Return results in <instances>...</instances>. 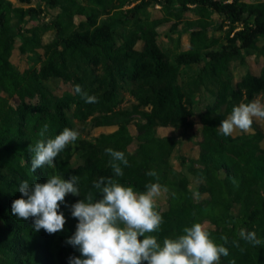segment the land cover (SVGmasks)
<instances>
[{"label": "trees", "instance_id": "obj_1", "mask_svg": "<svg viewBox=\"0 0 264 264\" xmlns=\"http://www.w3.org/2000/svg\"><path fill=\"white\" fill-rule=\"evenodd\" d=\"M30 6L0 0V264H69L80 256L66 241L76 231L78 220L69 205L86 198L102 196L93 188L100 177H113L137 192L149 182L147 173L155 170L158 182L167 188V205L157 207L163 224L155 233L158 242L177 238L192 224L208 222L207 229L217 244L227 236L229 256L220 264H264V244L253 246L240 239L241 229L255 231L264 241V130L258 122L254 131L224 136L217 128L234 106L264 95V61L260 73L247 69L234 83L232 60L240 63L259 50L264 58V0H41L58 10L47 21L28 24L42 13L32 6L36 0H19ZM135 2L130 7L126 4ZM158 2L165 19L175 17L191 29L190 47L172 55L158 43V26L147 5ZM195 8L199 18H183ZM228 29L222 38L209 34L213 13ZM237 29V27H239ZM55 36L44 41V34ZM18 46L22 53L37 55L38 65L25 70L10 60ZM143 40V46H136ZM41 50H43L41 52ZM202 63L194 82L205 83L216 97L199 113L202 139L197 159L183 156L181 167L172 162L180 135L193 130L195 109L193 91L179 81L182 66ZM60 81L72 85L62 94L54 90ZM80 85L97 103H85L76 94ZM55 87V88H54ZM129 90L135 100L122 105V92ZM19 102H11L13 97ZM36 98L30 103L25 98ZM85 123L95 127L118 125L110 132L86 137L80 132ZM49 125L45 139L54 138L64 128L79 132L74 144L56 158V166L31 170L30 145L41 139L39 131ZM133 126L136 132H133ZM171 127L170 133H162ZM136 140V148L130 144ZM123 151L129 161L124 176L115 177L105 149ZM52 175L79 179L81 196L69 194L61 204L67 223L63 231L36 232L33 220H18L11 213L15 199L21 198L19 183H44ZM191 178L197 198L190 186ZM239 241V248L233 241Z\"/></svg>", "mask_w": 264, "mask_h": 264}, {"label": "clouds", "instance_id": "obj_2", "mask_svg": "<svg viewBox=\"0 0 264 264\" xmlns=\"http://www.w3.org/2000/svg\"><path fill=\"white\" fill-rule=\"evenodd\" d=\"M85 103H97L94 95H88L80 85H75ZM254 122L264 123V102L254 99L234 106L223 119L218 132L231 136L235 131L248 133ZM199 128V125H197ZM49 125L45 123L39 131L41 139L30 145L32 153L31 170L55 167L56 158L64 149L76 142L79 132L70 128L54 138L45 139ZM110 156L109 164L115 177L124 176V167L129 161L123 151L105 149ZM157 182L145 185V191L137 192L131 186H124L113 177H100L93 181V188L102 196L94 199L90 192L86 198L69 205L71 216L78 220L75 233L66 243L77 249L80 256L69 257V264H220L222 257L229 256L227 236H221L224 244H217L207 227L194 223L183 229L177 238H164L158 242L155 235L163 224V216L157 210V199L167 192L155 170L147 173ZM79 177L70 179L58 175L50 176L46 182L30 184L27 180L19 183L21 198L11 205V213L18 220H33V229H43L48 234L63 231L67 219L60 211L69 194L81 196ZM239 237L252 244H264L255 231L241 229ZM239 248V241H233ZM234 264V261L230 262Z\"/></svg>", "mask_w": 264, "mask_h": 264}, {"label": "rangeland", "instance_id": "obj_3", "mask_svg": "<svg viewBox=\"0 0 264 264\" xmlns=\"http://www.w3.org/2000/svg\"><path fill=\"white\" fill-rule=\"evenodd\" d=\"M15 4L24 5V6H30L28 3H22L19 0H12ZM135 2H131L130 4H126L125 7H130ZM32 6L40 7L42 9V13L39 17L33 18L29 20V25L31 24H37L42 21H47L52 15L58 10V8H48L46 6L45 1L36 0L32 4ZM148 11L151 14V17L153 19H163L161 23L158 26L159 36H158V43L161 47L168 50L170 54L172 55L174 52L189 48L191 45V29L188 28V26H185L182 22L178 21L176 25H174L175 17H171V19H165L164 16H166L165 10L162 8V4L158 2H153L149 5H147ZM214 17V23L209 28V34L210 35H216L220 38H222L226 32L227 23L221 24L220 23V16L218 13H213ZM183 18L188 19H197L199 18V15L195 8H191L190 10H186L184 13ZM239 26V25H238ZM237 27V29H239ZM55 36L54 30H48L44 34V41H48L52 39ZM22 40L18 39L17 41V47L13 50L12 55L9 57V60L20 70H25L28 67H31L32 65H38L37 63V55H31V54H24L19 49V45L21 44ZM264 42V38H262L259 41V44L261 45ZM136 46L138 48H141L143 46V40H138ZM43 50H41L42 52ZM264 61L263 55L259 50H255L251 52L247 56V60L244 63H240L238 59L232 60L230 63V66L233 70L234 75V83H236L238 80L241 79L242 75L245 73L247 69H251L255 73H260L263 65L262 62ZM202 63L198 65H193L191 68L187 66H182L179 81L183 85H187L190 89L193 91V98L192 100V106L195 109V115L193 117V120L195 122V126L193 130L183 133L180 135V142L179 146L174 152V155L172 157V162L177 168L181 167V161L183 156L186 158L191 159H197L199 155V146L198 141L202 139V124L200 122L199 113L202 111L203 108H205L206 104L216 99V97L208 90L205 83L199 84L196 82V76L198 75L200 68H202ZM55 88V87H54ZM58 94H62L65 91H72V85L65 81H60L57 87L54 90ZM135 96L129 91L124 90L122 92V98H121V104L122 105H129L131 102H133L135 99ZM255 99H259L261 102H264V95L262 93H259ZM25 100H27L30 103H35L37 101L36 98H28L26 97ZM11 102L16 104L19 102L18 97H13L11 99ZM78 122V121H77ZM260 127L264 130V123L258 122ZM80 125V132L83 134V136L86 137H93L95 135H98L102 132L110 133L114 131L118 125H100V126H91L87 123L85 125ZM199 125V128L197 127ZM132 130L133 132H136L135 128L133 126ZM171 127H163L161 130L162 133H170ZM252 131H254V128L252 127ZM241 134L240 131H235L233 135ZM260 144L264 147V138L260 141ZM130 148L134 150L136 148V140H133L130 144ZM199 182V178H191V184L195 196L199 199L204 196L198 194V192L195 189V184ZM157 207L160 209H164V207L167 205V195L166 193H163L158 199H157ZM206 227L211 226L208 222L203 223Z\"/></svg>", "mask_w": 264, "mask_h": 264}]
</instances>
